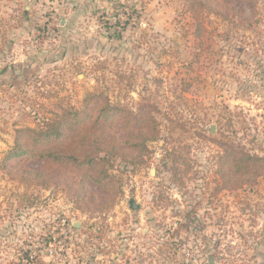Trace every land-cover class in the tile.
I'll return each instance as SVG.
<instances>
[{
	"label": "rangeland",
	"instance_id": "obj_1",
	"mask_svg": "<svg viewBox=\"0 0 264 264\" xmlns=\"http://www.w3.org/2000/svg\"><path fill=\"white\" fill-rule=\"evenodd\" d=\"M231 3L243 18L204 16L200 45L180 0H0V264H264V179L216 192L209 140L264 157V16ZM97 88L125 110L122 136L148 108L161 130L145 157L115 161L112 192L9 159L40 149L24 130L84 109ZM172 148L189 167L179 182Z\"/></svg>",
	"mask_w": 264,
	"mask_h": 264
},
{
	"label": "trees",
	"instance_id": "obj_2",
	"mask_svg": "<svg viewBox=\"0 0 264 264\" xmlns=\"http://www.w3.org/2000/svg\"><path fill=\"white\" fill-rule=\"evenodd\" d=\"M180 1L194 22V36L200 45L205 30L204 16H216L231 22L243 18V14L231 3L238 0ZM248 1L253 10L264 16V12L258 10L259 0ZM83 106L82 110L72 107L64 112L60 120L47 124V130H24L29 141L40 146V149L15 150L10 153L9 159L22 154L39 158L56 165L69 176H77L81 182L89 179L106 192H112L117 184L115 176L111 175L115 161L120 159L124 169H127L128 163L134 164L149 153L148 142L159 139V122L150 114L156 110L148 108L151 111L137 114L133 125L138 127L126 137L122 136L127 128L124 123L125 110L120 105L112 104L106 90L97 88L87 92ZM209 140L219 147L215 156V174L220 187L216 188V192L254 187L264 179L263 156L242 148L235 149L232 143L220 142V133ZM220 145L223 151L221 155ZM133 152L135 155L130 160L128 155ZM166 155L173 182L181 181L180 173H188V164L174 148L167 150ZM185 164L187 169L182 171L181 166ZM35 178L45 181V172H36L33 180ZM72 180L77 182L75 178ZM180 227L185 226L182 224Z\"/></svg>",
	"mask_w": 264,
	"mask_h": 264
},
{
	"label": "water",
	"instance_id": "obj_3",
	"mask_svg": "<svg viewBox=\"0 0 264 264\" xmlns=\"http://www.w3.org/2000/svg\"><path fill=\"white\" fill-rule=\"evenodd\" d=\"M210 131H211L212 133H214V127H213V126H211ZM130 207H131V209H133V210H138V209L141 208V205L138 204V203H136L135 200H131V201H130ZM213 262H214V261H213Z\"/></svg>",
	"mask_w": 264,
	"mask_h": 264
},
{
	"label": "flooded vegetation",
	"instance_id": "obj_4",
	"mask_svg": "<svg viewBox=\"0 0 264 264\" xmlns=\"http://www.w3.org/2000/svg\"><path fill=\"white\" fill-rule=\"evenodd\" d=\"M215 132V131H214Z\"/></svg>",
	"mask_w": 264,
	"mask_h": 264
}]
</instances>
